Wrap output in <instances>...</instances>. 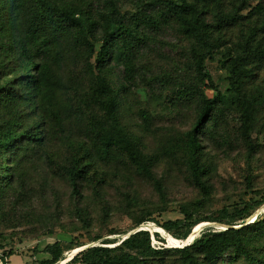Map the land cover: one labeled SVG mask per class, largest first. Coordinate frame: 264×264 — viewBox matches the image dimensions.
I'll return each mask as SVG.
<instances>
[{
	"label": "rangeland",
	"instance_id": "374dc122",
	"mask_svg": "<svg viewBox=\"0 0 264 264\" xmlns=\"http://www.w3.org/2000/svg\"><path fill=\"white\" fill-rule=\"evenodd\" d=\"M21 1L20 8H24L34 0ZM48 1L79 6L96 21H101L100 14L107 12L106 0ZM109 1L121 16L128 18L142 8L160 4L162 0ZM256 4L262 7L261 12L254 8ZM226 6L231 9L227 2ZM238 12V24L225 33L223 47L213 59L205 62V71L211 81L200 84L199 88L210 97L215 92L212 87H215L224 96L214 112V121L205 126L207 133L202 146L209 170L204 179L211 186V197L205 205L193 209L200 216H216L223 206L242 207L246 201L264 200V54L248 64L252 71L245 78L240 92L230 86L229 73L221 63L222 54L227 51L225 48L237 49V43L244 45L242 39L252 26L260 29L264 19V0H248ZM24 16L18 14L16 37L31 48L37 60L49 64L63 87L52 84L42 93L39 111L44 114L45 141L37 147L23 148L15 158L20 179L17 185L22 184L24 199L29 201L16 203L17 199L12 195L6 199L5 206L14 211V222L18 224L12 229L9 227L12 223L0 220V252H14L12 259L7 258V261L10 264H40V260L48 257L43 251L46 246L57 243L62 252L61 260L56 264H82L79 261L70 263L69 260L88 246L102 244L114 247L136 228L147 232L151 248L173 249L184 246L205 231L229 227L214 221L198 222L186 229L188 233L182 239L175 238L173 232L153 222L132 228L140 212L147 208L156 210L164 206L166 211L153 215L162 223L181 218L179 207L190 206L200 197L188 178L182 156L163 152L168 141L175 140L191 128L196 116L195 95L189 97V101L183 99V88L194 81L195 74L187 54L188 41L176 26L143 27V36L133 41L135 78L126 84V88L120 86L124 78L122 66L111 62L113 65L108 70V77L118 94L120 121L142 145L144 152L154 157L152 171L162 182L165 199H160L150 181L117 163L106 167L109 172L107 183L102 190V201L97 202L84 181L82 198L72 197L68 180L56 173L46 156H55L63 161V134L67 135L65 139L70 143L87 140L84 111L90 102L85 90L94 71L103 21L98 23L95 37H82L69 30L44 42V35L31 36L25 31ZM45 44H49V49L43 53ZM90 45L93 53H90ZM242 104L250 106V120L246 125L240 108ZM141 110L149 116L148 124L141 120ZM36 118L39 120L38 116ZM58 125L63 132L58 130ZM106 163L101 161L100 166L103 168ZM74 204L90 208L88 225L73 213ZM24 211L31 213V219L22 217L26 213ZM257 214L264 215V201L250 217L237 221L233 226L253 221ZM29 220L39 222L30 226ZM111 229L115 233L108 234ZM42 230L47 232L35 237ZM97 236L100 237L92 240ZM77 244L80 246L76 247ZM229 258L226 256L217 264H245V261L232 262ZM165 263L171 264L169 259Z\"/></svg>",
	"mask_w": 264,
	"mask_h": 264
},
{
	"label": "trees",
	"instance_id": "16d2710c",
	"mask_svg": "<svg viewBox=\"0 0 264 264\" xmlns=\"http://www.w3.org/2000/svg\"><path fill=\"white\" fill-rule=\"evenodd\" d=\"M247 1L162 0L160 4L142 8L127 18L125 15L121 16L110 1L106 0L107 12L100 14L101 21H96L94 16L76 5L34 0L27 7L20 8L21 0H0V220L12 223L9 226L12 229L18 225L14 222V211L5 206L6 199L11 195L17 199L16 203L29 201L24 199L25 195L20 188L22 184L17 185L20 179L15 158L23 148L37 147L45 141L42 121L44 114L39 111L41 96L44 89L52 84L63 87L49 64L37 60L31 48L16 37L18 14L25 15V31L31 36L44 35V42L55 34L69 30H74L82 37H95L98 23L103 21L94 71L85 90L90 102V106L84 111L87 140L74 144L67 142L65 138L68 137L63 134V161L55 156H46L56 173L68 180L72 197L82 198L81 186L84 181L97 202L102 201V190L107 183L109 172L106 167L117 163L129 167L131 171L150 181L160 199H165L162 182L152 171L154 157L144 152L142 145L120 121L118 94L108 77V70L113 65L111 62L120 64L124 77L120 86L126 88V84L135 78L133 41L143 36V27L172 24L189 44L187 54L195 75L194 81L184 86L183 99L189 101V97L195 95L196 116L191 128L175 140L168 141L163 152L170 156H182L188 178L200 197L190 206L179 207L181 218L162 223L155 220L153 215H160L166 208H147L140 212L132 228L145 222H153L164 230L173 232L175 238L182 239L188 233L186 229L198 222L214 221L229 227L205 231L190 244L173 249L151 248L147 232L139 230L129 234L114 247L102 244L90 246L74 255L69 262L166 264V259H169L171 264H217L227 256L232 262L264 264V215L257 214L253 221L233 226L237 221L250 217L263 203V199L258 202L246 201L242 207L223 206L218 209V215L211 217L200 216L193 210L205 205L211 197V186L204 179L209 165L202 143L206 138V124L214 121V112L224 100V96L215 87H212L215 92L210 97L199 90L200 84L211 81L204 65L207 59H213L214 54L223 47L225 33L238 24V11L245 7ZM226 2L231 9L227 8ZM238 3L242 4L238 6ZM254 8L259 12L262 10L259 4ZM77 15L83 17L78 18L80 16ZM242 40L244 45L237 43V49L225 48L227 51L222 54L221 59L229 73L230 86L236 92H240L245 78L251 74L252 69L248 64L264 54V19L260 29L256 25L252 26ZM84 42L89 43L87 39ZM48 49L49 44H45L43 53ZM90 51L93 53L92 45ZM240 108L246 125L250 120V106L242 104ZM140 117L144 124L149 123V116L145 111H140ZM57 127L63 132L60 125ZM101 161L107 162L103 168L100 166ZM247 182H250V178ZM74 205L73 213L88 225L91 221L90 208ZM22 217L31 219V213L27 211ZM38 222L39 220H29L28 225L34 226ZM46 232L47 230L35 232V237ZM113 233V229L108 231V234ZM79 246L80 244L76 245ZM43 251L48 257L40 260V264H56L61 260L59 244L47 245ZM13 254L12 250H2V263L10 264L7 258Z\"/></svg>",
	"mask_w": 264,
	"mask_h": 264
},
{
	"label": "water",
	"instance_id": "95a60500",
	"mask_svg": "<svg viewBox=\"0 0 264 264\" xmlns=\"http://www.w3.org/2000/svg\"><path fill=\"white\" fill-rule=\"evenodd\" d=\"M139 230H142V229H140V228H136V229H134L133 231H131L129 234H131V233H133V232H136V231H139ZM191 243V241L189 242V243H187V244H185V245H188V244H190ZM184 245V246H185ZM93 246V245H92ZM88 247H90V246H88ZM178 247H183V246H178Z\"/></svg>",
	"mask_w": 264,
	"mask_h": 264
},
{
	"label": "crops",
	"instance_id": "0c3cea01",
	"mask_svg": "<svg viewBox=\"0 0 264 264\" xmlns=\"http://www.w3.org/2000/svg\"><path fill=\"white\" fill-rule=\"evenodd\" d=\"M14 255H11L8 259L11 260Z\"/></svg>",
	"mask_w": 264,
	"mask_h": 264
},
{
	"label": "built area",
	"instance_id": "2783aa9c",
	"mask_svg": "<svg viewBox=\"0 0 264 264\" xmlns=\"http://www.w3.org/2000/svg\"><path fill=\"white\" fill-rule=\"evenodd\" d=\"M0 264H3L2 261H1V259H0Z\"/></svg>",
	"mask_w": 264,
	"mask_h": 264
}]
</instances>
